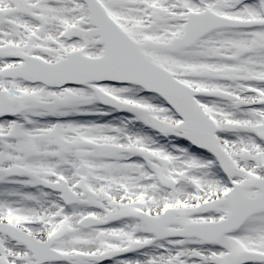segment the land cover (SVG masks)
Masks as SVG:
<instances>
[{
    "label": "snow or ice",
    "instance_id": "obj_1",
    "mask_svg": "<svg viewBox=\"0 0 264 264\" xmlns=\"http://www.w3.org/2000/svg\"><path fill=\"white\" fill-rule=\"evenodd\" d=\"M0 264H264V0H0Z\"/></svg>",
    "mask_w": 264,
    "mask_h": 264
}]
</instances>
